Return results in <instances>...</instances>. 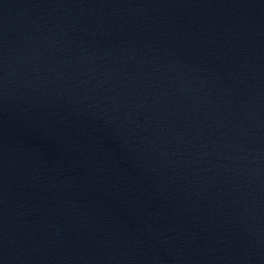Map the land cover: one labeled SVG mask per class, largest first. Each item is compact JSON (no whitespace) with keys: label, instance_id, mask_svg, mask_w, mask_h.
Returning <instances> with one entry per match:
<instances>
[{"label":"water","instance_id":"95a60500","mask_svg":"<svg viewBox=\"0 0 264 264\" xmlns=\"http://www.w3.org/2000/svg\"><path fill=\"white\" fill-rule=\"evenodd\" d=\"M0 264H264V0H0Z\"/></svg>","mask_w":264,"mask_h":264}]
</instances>
